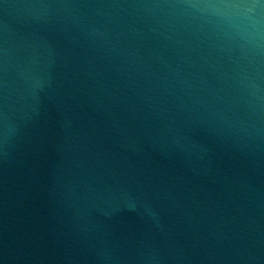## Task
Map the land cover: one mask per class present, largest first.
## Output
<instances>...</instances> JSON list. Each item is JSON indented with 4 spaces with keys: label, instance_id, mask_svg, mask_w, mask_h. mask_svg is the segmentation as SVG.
<instances>
[{
    "label": "water",
    "instance_id": "obj_1",
    "mask_svg": "<svg viewBox=\"0 0 264 264\" xmlns=\"http://www.w3.org/2000/svg\"><path fill=\"white\" fill-rule=\"evenodd\" d=\"M0 264H264V0H0Z\"/></svg>",
    "mask_w": 264,
    "mask_h": 264
}]
</instances>
